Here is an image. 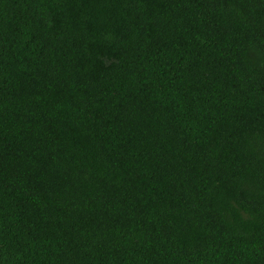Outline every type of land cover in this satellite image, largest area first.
I'll list each match as a JSON object with an SVG mask.
<instances>
[{
  "label": "trees",
  "instance_id": "1",
  "mask_svg": "<svg viewBox=\"0 0 264 264\" xmlns=\"http://www.w3.org/2000/svg\"><path fill=\"white\" fill-rule=\"evenodd\" d=\"M0 264H264V0H0Z\"/></svg>",
  "mask_w": 264,
  "mask_h": 264
}]
</instances>
